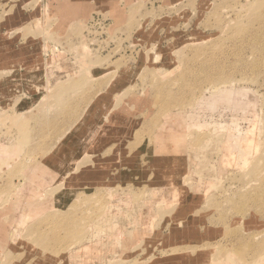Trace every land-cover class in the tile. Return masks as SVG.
Returning <instances> with one entry per match:
<instances>
[{
	"label": "rangeland",
	"instance_id": "obj_1",
	"mask_svg": "<svg viewBox=\"0 0 264 264\" xmlns=\"http://www.w3.org/2000/svg\"><path fill=\"white\" fill-rule=\"evenodd\" d=\"M0 264H264V0H0Z\"/></svg>",
	"mask_w": 264,
	"mask_h": 264
}]
</instances>
